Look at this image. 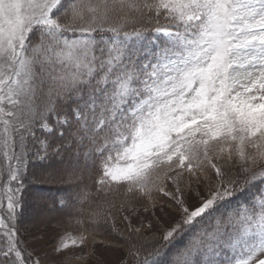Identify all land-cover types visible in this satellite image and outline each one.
<instances>
[{"label":"snow or ice","instance_id":"6c2138e0","mask_svg":"<svg viewBox=\"0 0 264 264\" xmlns=\"http://www.w3.org/2000/svg\"><path fill=\"white\" fill-rule=\"evenodd\" d=\"M37 207L58 213L52 259ZM98 245L264 264V0H0V264Z\"/></svg>","mask_w":264,"mask_h":264},{"label":"rangeland","instance_id":"374dc122","mask_svg":"<svg viewBox=\"0 0 264 264\" xmlns=\"http://www.w3.org/2000/svg\"><path fill=\"white\" fill-rule=\"evenodd\" d=\"M43 201L44 200L42 199V197H40V199H38L36 203L39 206L43 204ZM47 215L48 212L46 210L40 209L39 207L35 209H29L25 213L26 217L30 216V217H34V219L35 217H38V219L41 220ZM25 226L29 228H34L35 231L33 235L35 237H39V239L30 241L32 247H36L39 249L37 254L41 257H47L48 259H52L54 254L53 255L50 254L53 253L54 245H52L50 241L56 238L60 234L61 230L54 227L53 225L48 226V225H43L42 223L39 222L36 223L34 222V220L29 222ZM75 255L79 256L80 253L77 252ZM120 256L121 253L119 251L112 249H105V247L102 245H98L97 247V252H96L97 260L103 261V264H116V262L120 259ZM68 258L74 259L75 257H73L71 253H69ZM97 260H88L87 264H97Z\"/></svg>","mask_w":264,"mask_h":264},{"label":"trees","instance_id":"16d2710c","mask_svg":"<svg viewBox=\"0 0 264 264\" xmlns=\"http://www.w3.org/2000/svg\"><path fill=\"white\" fill-rule=\"evenodd\" d=\"M33 191L40 194V197H42V199L44 200L43 203H45V201L48 202L49 209L51 208V201L57 198V186L38 183L33 188ZM46 211L48 212V215L46 217H44L42 220L38 219V217H35V219H34V217L24 216V220H25L26 224H28L29 222L34 220V222H36V223L39 222V223H42L43 225H48V226L53 225L54 227H56L57 222L55 219H53V217L57 216L58 213H56L54 211H49V210H46Z\"/></svg>","mask_w":264,"mask_h":264}]
</instances>
